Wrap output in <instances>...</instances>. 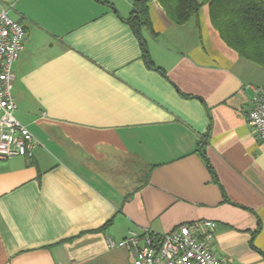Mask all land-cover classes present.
<instances>
[{"label": "crops", "instance_id": "0c3cea01", "mask_svg": "<svg viewBox=\"0 0 264 264\" xmlns=\"http://www.w3.org/2000/svg\"><path fill=\"white\" fill-rule=\"evenodd\" d=\"M0 0L23 27L10 91L32 157L0 160V264H131V232L215 222L207 246L264 264V143L247 124L264 67L205 5L173 24L147 0Z\"/></svg>", "mask_w": 264, "mask_h": 264}, {"label": "built area", "instance_id": "2783aa9c", "mask_svg": "<svg viewBox=\"0 0 264 264\" xmlns=\"http://www.w3.org/2000/svg\"><path fill=\"white\" fill-rule=\"evenodd\" d=\"M8 7L0 2V160L32 157L36 140L15 117L16 105L10 91L13 65L24 47L25 33L20 23L8 15ZM252 107L247 124L264 143V87H254ZM215 222L198 220L177 225L167 233L144 230L131 232L119 243L108 240L109 248L127 249L131 264H229L216 256L206 244L212 238Z\"/></svg>", "mask_w": 264, "mask_h": 264}, {"label": "trees", "instance_id": "16d2710c", "mask_svg": "<svg viewBox=\"0 0 264 264\" xmlns=\"http://www.w3.org/2000/svg\"><path fill=\"white\" fill-rule=\"evenodd\" d=\"M169 20L186 24L207 5L209 19L223 42L237 54L264 67V0H156ZM140 26L150 27L147 0L133 3Z\"/></svg>", "mask_w": 264, "mask_h": 264}]
</instances>
